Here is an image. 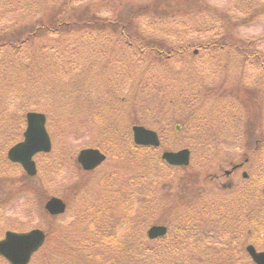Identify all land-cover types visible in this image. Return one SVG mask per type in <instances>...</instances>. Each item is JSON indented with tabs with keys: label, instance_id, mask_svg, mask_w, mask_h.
<instances>
[{
	"label": "rangeland",
	"instance_id": "374dc122",
	"mask_svg": "<svg viewBox=\"0 0 264 264\" xmlns=\"http://www.w3.org/2000/svg\"><path fill=\"white\" fill-rule=\"evenodd\" d=\"M17 1L24 0H12L14 11L11 9V12L0 2V28L23 16V11H15ZM121 1L119 14L124 18L133 6L150 0ZM83 2L85 5L99 3L100 8H107L101 9L107 15L115 12L117 4L115 0ZM178 4L172 9L181 14L178 22L184 25L182 30L170 23L167 29L154 27L147 33L184 44L189 40H210L225 29L236 39L233 40L235 45L200 51L194 48V58L172 57L163 62L137 56V53L129 49L123 51L120 47L109 53L95 35L97 42L76 50L75 55L91 61L77 66L64 62L59 49L50 47L55 46L52 41L49 46L43 45L45 54L41 62L37 61L40 44L24 48L20 53L9 52L3 64L0 55V157L4 158L10 144L21 137L25 127L24 114L29 110L46 113L47 130L53 145L49 154L35 156L38 175L27 183L19 182L22 179L20 168H8L0 158V238L7 230L21 232L53 225L66 231L73 240L76 233L83 234L75 212L79 202L85 203L84 208L90 204L98 205L96 202L110 193L105 184L109 178L126 187L124 179L138 173L139 167L143 172L155 170L156 157L143 156L137 163L131 156L132 124H143L159 133L161 148L152 149L151 154L160 157L164 150L188 148L191 157L187 167L170 168L156 174L153 179L159 180L160 187H156L151 195L149 191H143L142 198L139 193L130 197L132 215L147 217L142 226L143 234L145 227L165 222L155 208L154 196L159 198L161 209V198L169 200L180 193L179 189L188 196L199 193L205 204L211 200L217 205L225 203L222 210L231 211L239 219L253 208L254 212L262 208L264 200L259 193L264 186L261 146L264 142V107L262 112L258 107L261 98L264 102L261 87H264V69L256 61L254 69L253 64H244L236 46L241 42L252 43L264 56V0H181ZM78 11L77 8L74 13L78 14ZM198 13L202 15L198 16ZM209 19L215 21L213 30L207 26L209 31L197 32L192 25ZM146 20L150 18L139 19L141 23ZM41 41L46 44L47 40ZM58 63H63L68 71L63 72ZM239 83L257 86L261 98L256 87L240 89ZM54 84L63 87L55 85L52 88ZM220 84L234 87L230 97L224 93H215L216 97L208 95V91ZM63 88L72 89V92L65 94ZM178 94L184 96L183 102L170 104L168 99ZM78 101L80 103L76 104ZM20 114H23V120ZM155 116L161 119L156 121ZM180 120H184L185 127ZM108 126L123 134V137L118 136L119 144L108 139L105 130ZM88 147L99 148L107 156L103 164L89 173L83 172L75 159L80 149ZM245 159L246 163L236 175L224 176V170L230 169L231 164ZM243 171L247 172L248 178H242ZM217 174L219 180L215 179ZM118 177H122L121 181ZM229 181L238 190L225 192L224 185ZM79 184L83 186L82 192L74 196L71 188ZM205 185L212 186L208 187L212 190L204 189ZM53 195L60 196L68 206L63 215L54 219L42 208L43 202ZM151 206L153 216L150 215ZM202 225L209 224L204 221ZM251 227H242L240 223L226 226L228 231L221 238L208 233L205 242L202 241L207 252L191 261L196 264H252L244 252L245 243L251 241L257 249H264V233H254ZM240 229L243 230L236 234ZM127 230L131 233L133 228L119 227V231ZM173 231L171 226L167 239L173 237ZM173 240H178L182 249L191 241L184 235ZM184 257L180 259L184 261ZM33 263L35 261L30 264Z\"/></svg>",
	"mask_w": 264,
	"mask_h": 264
},
{
	"label": "trees",
	"instance_id": "16d2710c",
	"mask_svg": "<svg viewBox=\"0 0 264 264\" xmlns=\"http://www.w3.org/2000/svg\"><path fill=\"white\" fill-rule=\"evenodd\" d=\"M98 1L95 0V2ZM115 1H117L116 9L111 15L104 14L101 9L107 8H100L99 3L93 2L85 5L83 0H24L23 2H15L16 5L18 3L15 11H23L24 14L22 17L15 18L14 23L4 24L0 28L1 63L3 64L6 61L5 59L9 52L16 51L20 53L24 48L34 44H40L37 51V61L41 62L45 54L44 46H49V41H52L55 46L50 47L59 49L62 60L70 66H77L83 62L91 61L81 59L75 55L77 54L76 50L80 51L95 44L98 40L94 37L95 35L99 37V40H101L104 48L109 53L112 50L116 52V49L120 47L123 51L129 49L133 53H137V56L144 55L147 58H152V60L163 62H167L172 57L184 58L187 56L194 58L196 55L194 48L200 51L204 50V48L213 49L219 47L221 49L225 46H232L231 44L235 45L233 40L236 39L231 38V33L225 29L222 34H216L214 36L216 38L213 37L210 40H189L184 44L172 43L170 40H166L167 38H162L159 35H149L151 33H147V31L150 32L154 27L160 30L167 29L170 23L177 29L182 30L184 25L178 22L181 14L177 13L179 10L174 11L172 9V7H178V3L181 0H150L142 3V5L133 6L124 18L119 14V4L122 1ZM0 2L9 12H11V9L14 11L11 4L12 0H0ZM75 3H78V5L76 6ZM77 8L79 13L75 14L74 12ZM176 14L179 15L177 16ZM197 15L201 16L202 14L198 13ZM143 16H148L150 20H146V23H141L139 19ZM163 21H167V23ZM201 22L192 24L197 32L209 31L210 29L207 26L212 28V30L214 29L213 23L215 21L209 19V21ZM41 39L47 40L46 44ZM238 45L236 48L244 64L249 62L253 64L252 68L254 69L256 61L257 65L262 70L264 69V56L255 49L252 43L241 42ZM1 63L0 66L2 65ZM58 65L63 72L68 71L63 63H58ZM23 68L28 69L26 66H23ZM55 85L61 86L60 84H54L52 88ZM237 86L240 89L245 87L250 90L256 87L260 95L259 99L262 96L255 85L243 86L242 83H239ZM227 87L229 88L227 89ZM232 87L230 88V85L225 87L220 84L207 93L214 96L215 93H224L230 97V93L234 90V87L233 89ZM261 87L264 93V87ZM63 91V93L68 94L72 92V89L66 90V88H63ZM183 100L184 96L182 94L168 99L170 104H179ZM261 100L258 108H261L262 112L264 102L262 98ZM79 103L80 101L76 104ZM19 116L23 120V114ZM154 118L156 121L161 119L157 116ZM180 122L185 127L184 120H180ZM105 130L111 143L116 140L118 144V136L123 137V134L111 126H108ZM261 146H264V142ZM152 149L154 148L132 145L129 152H131V156L137 163L143 156H151L153 159L156 157L154 161L155 170L143 172L141 167H139L138 173L124 179L126 187L120 184L115 185V183L107 180L106 185L110 192V197L98 203V205H88V207L77 211V222L84 230L83 234L76 233L73 240L63 229H58L54 225L46 226L47 240L32 261H35L36 264H60V262H63V264H102L104 261L107 262L106 264H196L191 260L199 257V254L202 255L207 252L202 241L205 242L208 233H213V235L221 238L228 231L226 226L232 227V225H237L238 223L242 224V227L246 225L248 227L252 226L250 229L259 235L264 233V204L261 205L262 208L258 212H254L255 208H253L248 214L250 215L249 218L246 215L239 219L231 211H223L225 203L217 205L214 203L215 200H211L209 204H205L199 198V193H189L190 196H188L179 189L180 193L175 194L169 200L166 197L161 198V209L158 205L159 198L154 196L155 208L157 207V210H159V216L165 221L164 224L174 227L173 237L167 239V236H165L158 240L147 238L146 227L144 228V234L142 232V226L146 223L147 217L142 214L139 216L132 215L130 210L132 199L130 197L135 193H139L142 198L143 191H149L151 195L156 187H160L159 180H154L153 178H156V174H161V171L170 169L168 165L161 161L158 155L151 154ZM5 161V157L2 158V162L9 168L11 165ZM24 178L20 182L24 181L27 183L31 180L29 177ZM204 187V189L212 190L208 188L212 187L210 185H205ZM124 188H126L125 191H123ZM72 193H77V189ZM262 199L264 200L263 197ZM150 215L153 216L152 206ZM204 221L209 225H202ZM120 226L124 228L132 227L133 230L131 233L129 230L125 232L119 231ZM171 226H169L170 229ZM242 230L240 229L236 234ZM182 235L191 240L190 244H185L184 249L181 248L178 240H173L179 239ZM183 251L184 253H181V255L180 252ZM182 256H185L186 261L180 259ZM0 264L7 263L0 258Z\"/></svg>",
	"mask_w": 264,
	"mask_h": 264
},
{
	"label": "water",
	"instance_id": "95a60500",
	"mask_svg": "<svg viewBox=\"0 0 264 264\" xmlns=\"http://www.w3.org/2000/svg\"><path fill=\"white\" fill-rule=\"evenodd\" d=\"M133 141L139 145L158 146L159 140L155 131L141 125L132 126ZM23 140L8 152V158L13 162H19L29 175L36 173L35 162L32 157L37 152H49L51 149L50 137L45 128V115L29 111L26 113V129ZM162 158L171 165H187L189 163V151L182 149L176 152H164ZM105 159V155L97 149H82L77 160L85 170L95 168ZM264 193V188H263ZM46 210L51 214H60L65 210L64 202L58 197H51L45 203ZM166 233L165 226L153 225L148 231L149 238L162 236ZM45 235L40 229H32L27 232L6 231L4 238L0 240V256L10 264H28L32 254L43 244ZM246 250L256 264H264V251L257 252L252 245Z\"/></svg>",
	"mask_w": 264,
	"mask_h": 264
},
{
	"label": "flooded vegetation",
	"instance_id": "af4514ba",
	"mask_svg": "<svg viewBox=\"0 0 264 264\" xmlns=\"http://www.w3.org/2000/svg\"><path fill=\"white\" fill-rule=\"evenodd\" d=\"M244 165V163L243 162H239V163H235V164H232L231 166H230V169H228V170H224V176H226V177H232V176H234V175H236L237 174V171L240 169V168H242V166ZM243 175V174H242ZM244 176V175H243ZM216 180L218 179H220V175H218L217 174V177L215 178ZM232 182L230 181L229 183H228V186L231 184Z\"/></svg>",
	"mask_w": 264,
	"mask_h": 264
}]
</instances>
